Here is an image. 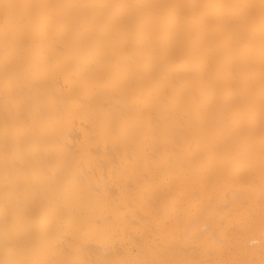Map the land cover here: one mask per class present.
<instances>
[{"label": "bare ground", "instance_id": "obj_1", "mask_svg": "<svg viewBox=\"0 0 264 264\" xmlns=\"http://www.w3.org/2000/svg\"><path fill=\"white\" fill-rule=\"evenodd\" d=\"M0 264H264V0H0Z\"/></svg>", "mask_w": 264, "mask_h": 264}]
</instances>
